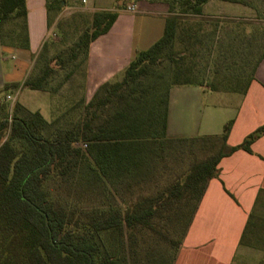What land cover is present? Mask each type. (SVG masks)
I'll list each match as a JSON object with an SVG mask.
<instances>
[{"label":"trees","instance_id":"1","mask_svg":"<svg viewBox=\"0 0 264 264\" xmlns=\"http://www.w3.org/2000/svg\"><path fill=\"white\" fill-rule=\"evenodd\" d=\"M124 1L115 0L114 10L93 14L91 31L75 45L85 49L86 57L90 44L108 32ZM209 1L167 0L162 36L136 53L121 80L100 85L85 102L83 114L67 127L57 124L59 120L48 122L38 110L29 111L20 103L10 112L6 101L9 91L44 90L49 75L58 68L51 66L52 60L39 76L30 75L0 89V264L174 263L209 180L218 177L221 158L238 149L251 152L252 142L264 134V124L226 149L229 121L221 137H216L222 144L215 153L124 209L105 180L118 177L135 185L164 157L173 142L166 138L170 87L201 85L212 91L246 93L264 58V49L257 56L252 52L254 43L264 36L263 23L207 15L203 6ZM221 1L251 6V0ZM60 7L61 0L47 1L48 29L51 12ZM25 16V0H0V28L11 17ZM227 28L230 31L219 40L220 60H226L223 54L229 49L251 68L221 74L215 67L214 78L207 81L199 67L205 41H211V49L216 30ZM164 58L172 66L171 81L160 97L152 87L143 86L142 80ZM217 58L205 57L213 65ZM94 189L103 194L101 198L109 194L112 201L103 199L95 207L76 208L69 200L78 193L80 201ZM248 225L249 221L242 241ZM158 243L173 249L168 260L152 250Z\"/></svg>","mask_w":264,"mask_h":264},{"label":"crops","instance_id":"2","mask_svg":"<svg viewBox=\"0 0 264 264\" xmlns=\"http://www.w3.org/2000/svg\"><path fill=\"white\" fill-rule=\"evenodd\" d=\"M47 1L25 0V18L11 17L2 24L0 89L31 75L33 59L49 32ZM210 2L203 6V12L219 14L217 10L208 12ZM92 4L98 10H114L116 6L115 0H93ZM166 10L164 4L138 2L132 12L119 11L108 32L90 44L83 82L86 102L103 83L119 80L136 53L162 36ZM22 90L30 89L14 93ZM214 92L201 85L170 87L166 138L221 137L232 121L226 149L241 143L264 124V58L246 93H233L238 97L233 106L220 102L221 97H212ZM250 148L251 152L238 149L221 158L218 177L209 180L173 264H257L262 260L261 253L242 241V233L264 203V134Z\"/></svg>","mask_w":264,"mask_h":264},{"label":"rangeland","instance_id":"3","mask_svg":"<svg viewBox=\"0 0 264 264\" xmlns=\"http://www.w3.org/2000/svg\"><path fill=\"white\" fill-rule=\"evenodd\" d=\"M92 1L61 0V7L57 11L51 12V25L48 29V36L33 59L31 75L39 76L48 60H52V67L58 68L54 69L49 75L44 90H22V92H18L17 94L14 91L7 92L6 96L8 94H12V96L16 95L13 102L6 99L10 105V112L14 104L20 102L29 111H40L43 118L48 122L59 120L57 124H62L66 127L83 114L86 102L83 82L87 57L85 49L75 45L80 41L83 34L91 31L93 14L101 11L96 9V5L92 4ZM141 1L160 3L164 4L166 8L168 7L167 0H125L123 7L119 11L132 12L136 4ZM131 7L132 9H130ZM207 10L208 12L216 10L220 12L219 14L207 13V15L232 18L235 21L261 22L264 26V19H262L264 18V0H251V6L228 1L211 0ZM191 23L193 22L191 21ZM228 31H230V28L225 29V31L221 29L216 30L215 41L212 44V51H210L209 56L206 52L207 50H211V41H205V50L203 52L205 54L202 55L203 58L200 60L199 67L201 74H204L207 81L214 78L213 71L215 67H218L217 71L221 74L235 73L242 67L246 71H249L251 68L250 65H246L247 61L241 55L239 56L236 52L232 55L229 53V49L223 54L226 55V60H220L219 57L222 53L220 49L218 50L219 40L223 39ZM229 34L232 35V33ZM261 37L262 39L255 42V46L252 49L255 56L264 49V36L262 35ZM256 44H259V46ZM205 57L218 58L213 65L212 62L209 63L208 61L207 63ZM171 69L172 66L168 59H162L158 65L153 66L149 70L147 77L142 80L143 86L152 87L157 95L164 97L171 81ZM122 77L123 74L119 80ZM211 95L212 97H221L223 101L220 102H224L230 106H233L236 99H238L233 92L216 91ZM106 110V112H109V108H106ZM221 144L220 139L216 137L192 139L182 142L173 141L168 144L167 150L163 153L164 157L155 164V169L150 172L147 178L145 177L144 181L130 185L133 183L132 181L112 177L111 180H105L107 189L118 205L124 209L129 203L139 197L152 194L169 184L176 177L185 173L191 164L215 153ZM98 193V190L94 189V191L92 190V192L83 195L84 197L80 198V201L78 200V193H75L70 195L71 199L69 198V200L73 206L77 205L76 208L95 207L103 199L112 201L109 194L106 193L107 196L101 198L103 194L98 195ZM173 237L179 239L178 235ZM244 242L249 247L254 248L256 252L261 253L262 260L257 264H264V203H261L256 212L250 217ZM152 250L155 255L160 252L167 260L173 253L170 245L164 243H158L157 246L154 245ZM113 256L115 255L113 254Z\"/></svg>","mask_w":264,"mask_h":264},{"label":"built area","instance_id":"4","mask_svg":"<svg viewBox=\"0 0 264 264\" xmlns=\"http://www.w3.org/2000/svg\"><path fill=\"white\" fill-rule=\"evenodd\" d=\"M130 9H132V7ZM15 98H16V95H13V96L12 95H7L6 96V99L7 100H10L12 102L15 100ZM9 120H10V116H9Z\"/></svg>","mask_w":264,"mask_h":264}]
</instances>
